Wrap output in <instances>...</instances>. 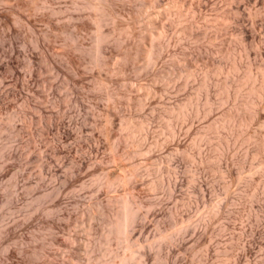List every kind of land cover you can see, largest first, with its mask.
<instances>
[{
    "label": "rangeland",
    "instance_id": "374dc122",
    "mask_svg": "<svg viewBox=\"0 0 264 264\" xmlns=\"http://www.w3.org/2000/svg\"><path fill=\"white\" fill-rule=\"evenodd\" d=\"M0 120V264H264V0H0Z\"/></svg>",
    "mask_w": 264,
    "mask_h": 264
},
{
    "label": "bare ground",
    "instance_id": "6f19581e",
    "mask_svg": "<svg viewBox=\"0 0 264 264\" xmlns=\"http://www.w3.org/2000/svg\"><path fill=\"white\" fill-rule=\"evenodd\" d=\"M15 114L16 113H14V115ZM14 115L11 114L8 117V123L9 124H11L13 122ZM1 132H2V129L0 130V133ZM134 195L135 194H133V192L131 190H129L127 192V194H125L122 198H118L117 201L120 203V210L116 214H111V216H110V218L108 220V230H107V234H106V239H109L113 234H119V235H121L122 237L125 238L126 247L129 245V243L127 241L128 234H129V227H130L131 223L134 220V217H135V214H136V208H137L136 199H135ZM131 257L132 256L129 253L128 254L125 253V254H122V255L113 254L111 259L106 260V261H104L102 259L101 260H97L95 264H130Z\"/></svg>",
    "mask_w": 264,
    "mask_h": 264
}]
</instances>
